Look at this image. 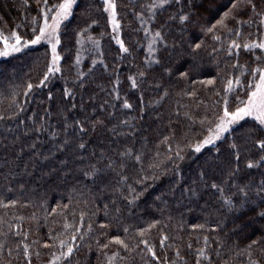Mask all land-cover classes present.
<instances>
[{"label": "trees", "instance_id": "obj_1", "mask_svg": "<svg viewBox=\"0 0 264 264\" xmlns=\"http://www.w3.org/2000/svg\"><path fill=\"white\" fill-rule=\"evenodd\" d=\"M59 2L49 0L50 5ZM168 2L170 6L149 14V0H115L120 39L129 48L125 53L114 38L103 0H78L73 15L61 26L57 46L61 71L50 75L44 85L38 81L51 59L47 44L0 58V264H48L68 243L74 245L71 256L55 264H110L112 253H117L114 264H197V260L200 264H250L251 260L264 264V240L260 239L264 219L256 215L264 208L257 198L264 164L247 167L249 159L264 156L254 143L264 138L262 126L245 117L200 153L184 148L187 141L208 134L213 114L222 109L227 80L241 75L245 67L263 65L264 50L258 45L264 29L259 15L264 12V0H253L255 11L241 3L225 26L213 32L204 29L232 7L230 0H195V14L188 0ZM185 12L190 19L181 21L179 15ZM139 14L148 22L150 33L159 29L164 37L157 44L155 63L148 59ZM42 20L37 0H0L3 35L16 31L23 39H32L33 28L38 31ZM88 36L98 41L99 49ZM82 37L87 43L85 55L75 64L77 40ZM232 40L241 47L230 52ZM252 42L256 48L243 47ZM79 72L84 75L77 78ZM182 72L187 75L181 76ZM129 77L136 78L137 87L131 86ZM213 77V84L202 83ZM28 82L35 87L25 94ZM66 88L72 89L68 95ZM227 95L234 108L235 96L245 100L246 90ZM125 99L131 108L124 106ZM204 117L208 119L201 124ZM77 120L85 123L86 134L75 125ZM94 121L103 123L92 128ZM41 125L43 130L37 131ZM53 130L59 135L53 136ZM164 137L167 143H162ZM233 140L241 151L234 181L227 177L235 164L226 163L234 159ZM81 142L82 149L77 147ZM61 143L65 146L60 147ZM169 143L173 149L183 148L185 159L176 161L178 171L167 159ZM128 149L131 155H121ZM136 154H142V163L134 159ZM206 160L213 161L207 182H224V195L231 194L233 200H237V185L247 184L259 207L229 211L221 193L205 188L198 176ZM153 162L160 164L155 179L148 167ZM91 166L100 171L85 176ZM122 175L138 192L145 189L134 202L129 200ZM145 176L149 179L138 184ZM189 186L196 195L187 191ZM10 200L17 203L9 204ZM102 221L107 227H101ZM153 221L158 223L148 228ZM140 228L146 229L143 236L136 231ZM114 235L124 239L128 248L110 241ZM164 236L168 239L161 243ZM143 240L159 259L147 251ZM253 240L257 243L246 247ZM201 248L204 256H198Z\"/></svg>", "mask_w": 264, "mask_h": 264}, {"label": "snow or ice", "instance_id": "obj_2", "mask_svg": "<svg viewBox=\"0 0 264 264\" xmlns=\"http://www.w3.org/2000/svg\"><path fill=\"white\" fill-rule=\"evenodd\" d=\"M78 3V0H60L57 4H49V0H37L38 7L41 8L43 22L38 24V31L34 27L33 32L35 33L32 39H23V37L16 31H12L10 36L3 35L0 33V41L3 42V46L0 47V57H7L14 53L21 52L22 49H24L27 45H33V44H39L41 41H47V44L50 45L51 49V59L50 62L47 65V70L43 74V78L38 81L40 85H44L47 80L49 79L50 75L55 74L57 72L61 71V54L58 51L57 46L61 44V26L62 22L66 21L70 16L73 15V7ZM189 5H192V8L190 9L193 14H195V0H188ZM230 3L232 4V7L226 10L223 15L220 16L219 19L215 21V23H212L210 26L205 27V31L207 32H213L218 26H225V20L233 15V13L236 11V9L240 8L241 3L244 4L245 7L251 6V8L255 11L256 4L253 2V0H230ZM104 8L109 13V20L113 26L114 31H118L120 27V21L117 19V12H116V3L115 0H103ZM170 6L168 0H155L150 6L149 11L151 12L152 9L164 6ZM260 17L264 19V12L259 13ZM140 23L144 24L145 20L143 19V15L139 14ZM155 17L153 16V19ZM179 19L181 21L189 20V13L185 12L182 15H179ZM38 21L37 17L33 18V23L36 24ZM248 21H245L247 23ZM92 24H97L98 22L96 20H92ZM90 27V25H89ZM84 29H81V32H83ZM144 31L147 33L150 31L149 28L145 27ZM231 31V29H229ZM239 35V33H237ZM116 39V42L120 45V48L123 52L127 53L129 52V48L125 46L124 41L120 39L119 36L114 37ZM216 39H219V37H215ZM88 40L92 41L93 45L99 49L98 41H96L92 36L87 37ZM163 40L164 37L159 29L155 30L148 42V49L149 54L151 55L156 51L154 44L156 40ZM84 42V38L77 40L78 44H82ZM231 46L229 48V51L231 52L233 48H240L241 45L238 44L235 40H232L230 42ZM195 47L199 48L200 44H196ZM244 48H256L257 44L256 42L252 43H245L243 44ZM259 49H264V41L260 42L258 45ZM215 51V49L213 50ZM152 60H156L155 56H151ZM80 60V53L78 52L76 55V62L79 63ZM93 63H95V60H93ZM244 72H250V77H244ZM83 72H79L77 78L79 76H83ZM141 76H143V73H140ZM181 76L187 75V73H180ZM243 77V78H242ZM131 80V86L137 87V81L135 77H129ZM215 78L207 79L206 81H203L202 83L206 84H213ZM246 80V83H245ZM119 80L117 78L116 83H118ZM237 86L236 89H234L233 86ZM35 85L31 82H28L26 84V87L24 88L25 94H28L29 90L33 89ZM239 88H244L246 90V100H243L240 98V96H235L236 100V106L234 108L231 107L232 102L228 98V93H234V91L238 90ZM115 89V85H114ZM225 95L223 97V106L222 109L219 110L217 113H214V119L209 122L210 126L207 127V135L203 137V139H196V140H189L186 143H184V148H188L192 150L194 153H200L206 145H212L215 143V141L219 140L224 133L228 132L232 125L236 124L238 121L243 120L245 117H253L256 121L259 122V125L264 126V65L258 64L254 68H243L241 75L236 76L235 78H229L227 80V83L225 85ZM72 92V89H65L64 94L68 95ZM187 95L191 96L193 93L188 92ZM49 97L53 96L52 92L48 93ZM217 103H220V101H217ZM124 106L127 108H131L132 105L129 103L127 99L123 102ZM75 107V105H73ZM15 115V113H13ZM187 115V113H185ZM0 119H3V115L0 114ZM207 117H204L201 119L200 123L204 124L205 120H207ZM75 125L78 127V129L86 134L85 129V123L77 120L74 122ZM102 124V121H94L91 124L92 128H95L97 124ZM121 124H126L127 121H121ZM43 130V125H41L40 128L37 129V131ZM115 131V128L112 129ZM65 132H67V127L64 129ZM53 136L59 135L58 132L53 130L52 132ZM168 137H164L162 143H167ZM255 146H258L260 151H264V138L258 139L255 142ZM64 143H61L60 147H64ZM35 147V145H33ZM78 148H84L85 144L83 142L79 143L77 145ZM232 149H235L234 153V159H227L226 163L228 165L235 164V167H231L228 171V179H232L234 181L235 175L239 172V158L241 156L240 146L235 143V140H233V143L230 145ZM168 150L171 153L167 157V159L173 164V167L175 170H179V165L176 163V161L185 159V156L183 154V148H181L179 145L176 149L172 148V145L168 144ZM217 151H220L217 149ZM121 155H131V150L128 149ZM157 156H159V153H157ZM134 159L137 162H143L142 160V154H136L134 156ZM112 161H109V166L112 165ZM257 164H264V156L260 157L258 160H252L249 159L247 161V167L253 168ZM213 165V161L206 160L204 165H201V170L198 173L199 178L204 181V187H211L216 189L218 192L221 193L220 199L224 201V206L227 207L229 211H239L243 208H253L259 207L256 200L252 199V193L249 189V186L247 184L240 186L237 185V200H233L232 195H224L225 193V187L224 182L217 183L215 180H212L210 183L208 181V170ZM121 168L124 167V164L120 165ZM149 168L153 169V176L152 179L157 178L155 176V170L160 168V164L153 162L148 165ZM144 169L142 168L141 171ZM100 170L96 169L95 166H91L89 171L84 172L85 176H92L99 172ZM121 180L125 182V186L127 188V195L129 197L130 202L136 201L139 196H141L144 192V188H141V190L138 192L135 187H133L131 184L127 183L128 177L127 176H121ZM149 179L148 176L143 177V179H140L137 181L138 184L143 185L144 181ZM187 191H189L192 195H196V191L193 189L192 186H189ZM242 194V195H241ZM257 198L259 199L260 203L264 204V180L261 181V183L257 186ZM159 199V197H158ZM238 201V202H237ZM9 204H15L17 203L15 200L8 201ZM64 207H67V205H64ZM107 207V206H105ZM53 211H56V209H53ZM117 212H119V209H116ZM107 215V213H105ZM260 218L264 219V208H260L259 212L256 213ZM84 214L81 213V221H83ZM158 223L157 221H153L151 224L148 225V228L153 227L154 224ZM66 228H70L71 225L66 224ZM92 225L89 224V228H91ZM101 227H107V225L102 221ZM193 228L196 227H203V225H192ZM128 228H124V232H128ZM77 231L79 229L77 228ZM141 236L144 235L146 229L140 228L137 229ZM103 234V233H102ZM72 240H76V236L72 235ZM168 237L164 236L161 240V243H163L165 240H167ZM205 241H207V237L204 238ZM260 239L264 240V236H262ZM110 241H115L116 243L122 245L125 249L128 248V244L125 243L124 239H122L118 235H114L110 238ZM66 241L61 240L60 244L65 245ZM142 243H144L147 246V251L151 253L153 257H156V252L153 250V247L148 244L147 240H143ZM257 241L253 240L247 245L246 247L251 248L252 245L256 244ZM101 248H107L108 244H101ZM28 245H24V254L28 255ZM74 250V245L71 243L67 244L66 250L60 251L58 254H54L52 256V260L49 261V264H53L54 261H59L64 257H70L72 252ZM117 253H112V256H109V262L110 264H114L113 257H115ZM179 255V253H177ZM205 252L204 249L201 248L198 251V256H204ZM249 255L251 253L249 252ZM156 259H159V257H156ZM197 264H200L199 260H197ZM250 264H260V261L258 260H251Z\"/></svg>", "mask_w": 264, "mask_h": 264}, {"label": "rangeland", "instance_id": "obj_3", "mask_svg": "<svg viewBox=\"0 0 264 264\" xmlns=\"http://www.w3.org/2000/svg\"><path fill=\"white\" fill-rule=\"evenodd\" d=\"M169 1V0H168ZM153 2H155V0H149V3L148 4H152ZM149 5V6H150ZM158 8H160L159 6L157 7V8H154V9H152L151 10V12L149 11V8H148V11H149V14H153V12L156 10V9H158ZM108 12V11H107ZM108 15H109V13H108ZM148 18V17H147ZM145 20V19H144ZM110 21V20H109ZM140 21V20H139ZM42 22H43V20H42ZM41 22V23H42ZM62 24H63V22H62ZM110 25H111V28L113 29V26H112V24H111V22H110ZM142 26H143V31H144V28L145 27H147V28H149V25H148V22H146L145 21V23L144 24H141ZM263 27H264V19H263ZM145 32V31H144ZM114 33H115V35L116 36H119L120 37V29L118 30V31H114ZM145 34L147 35V39H146V42H147V45H146V52H147V55H148V59H149V62H151V63H155V61L156 60H152L151 59V56H155V54H156V51L154 52V53H152L151 55L149 54V49H148V42H149V39H150V37H151V35H152V33H150V32H145ZM263 36H262V39H261V41L260 42H262V41H264V29H263ZM158 42H159V39H157L156 40V42H155V44H154V47H155V49H156V47H157V44H158ZM47 44V41H41L39 44ZM39 44H33V45H27L25 48H27V47H32V46H36V45H39ZM48 45V44H47ZM86 45H87V43L84 41L82 44H78V48H77V53L79 52L80 53V60H79V63H77L76 62V57H75V64H80V62L82 61V59H83V56L85 55V49H86ZM2 46H3V42H2ZM1 46V47H2ZM49 46V49H50V45H48ZM264 50V49H263ZM50 52H51V49H50ZM77 55V54H76ZM156 57V56H155ZM0 58H3V57H0ZM263 65H264V63H263ZM247 99V97L245 98V100ZM247 118H252V119H254L253 117H247ZM255 120V119H254ZM258 122V121H257ZM259 123V122H258ZM262 128L264 129V126H262ZM66 247H67V245H66ZM56 263V261H54L53 262V264H55ZM49 264V263H48Z\"/></svg>", "mask_w": 264, "mask_h": 264}]
</instances>
